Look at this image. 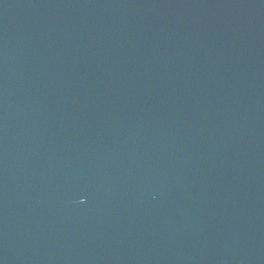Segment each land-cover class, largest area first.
Segmentation results:
<instances>
[{"label": "water", "instance_id": "95a60500", "mask_svg": "<svg viewBox=\"0 0 264 264\" xmlns=\"http://www.w3.org/2000/svg\"><path fill=\"white\" fill-rule=\"evenodd\" d=\"M0 264H264V0H0Z\"/></svg>", "mask_w": 264, "mask_h": 264}]
</instances>
